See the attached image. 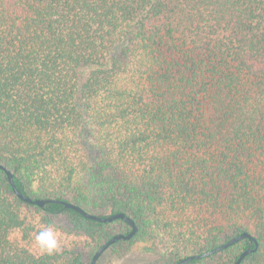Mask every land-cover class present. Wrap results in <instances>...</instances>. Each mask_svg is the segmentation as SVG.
I'll list each match as a JSON object with an SVG mask.
<instances>
[{
	"label": "trees",
	"instance_id": "16d2710c",
	"mask_svg": "<svg viewBox=\"0 0 264 264\" xmlns=\"http://www.w3.org/2000/svg\"><path fill=\"white\" fill-rule=\"evenodd\" d=\"M0 163L32 198L130 216L110 250L173 264L249 231L240 264H264V0H0ZM130 229L24 202L0 169V264H89Z\"/></svg>",
	"mask_w": 264,
	"mask_h": 264
},
{
	"label": "water",
	"instance_id": "95a60500",
	"mask_svg": "<svg viewBox=\"0 0 264 264\" xmlns=\"http://www.w3.org/2000/svg\"><path fill=\"white\" fill-rule=\"evenodd\" d=\"M0 169H2L5 172L8 183L10 184L14 194L24 202L36 205L40 208H43L45 206V204H47V203L57 202V203L63 204L66 208H70V209L77 211L83 217L94 220V221L107 223V222H112L116 219H120V220H123L125 223L128 224V226L131 228L130 231H128L127 233L117 232V233L112 234L109 238H107L95 250L89 264H95L97 262V260L99 259V257L103 254V252H105L112 244H114L120 240L131 239L136 234V232L138 230V227L135 224L134 220L130 216L125 214L124 212H116V213H112L109 215H105V216L102 215L101 216V215L89 212V211L85 210L83 207H81L80 205L74 204V203L69 202L67 200L56 199V198H32L31 196L22 193L16 187V185L14 183L13 175L7 169V167L5 165L0 163ZM245 238L248 239V247L239 254V256L237 257V259L234 263V264H240V262L244 259V257L247 256L248 254H250L251 252L255 251L257 246H258V243H257L255 236L249 231L240 232V233L232 236L228 240H225L224 242L218 244L217 246H215V247H213V248H211L205 252H202L200 254H191V255L185 256V257L179 259L178 261L174 262L173 264H185L192 259L205 257L208 255L218 253V252L226 249L227 247H229V246H231V245H233V244H235V243H237L240 240H243ZM252 244H254L253 248H251Z\"/></svg>",
	"mask_w": 264,
	"mask_h": 264
},
{
	"label": "rangeland",
	"instance_id": "374dc122",
	"mask_svg": "<svg viewBox=\"0 0 264 264\" xmlns=\"http://www.w3.org/2000/svg\"><path fill=\"white\" fill-rule=\"evenodd\" d=\"M61 219H56L60 221ZM62 221V220H61ZM156 246L140 241L119 244L107 249L97 260V264H151L159 255Z\"/></svg>",
	"mask_w": 264,
	"mask_h": 264
},
{
	"label": "clouds",
	"instance_id": "9594fccd",
	"mask_svg": "<svg viewBox=\"0 0 264 264\" xmlns=\"http://www.w3.org/2000/svg\"><path fill=\"white\" fill-rule=\"evenodd\" d=\"M36 249L40 254L52 255L58 251L61 242L59 231L53 226L42 227L34 236Z\"/></svg>",
	"mask_w": 264,
	"mask_h": 264
}]
</instances>
